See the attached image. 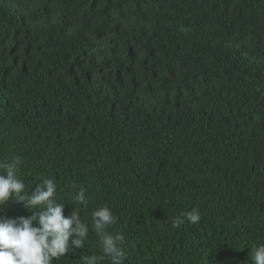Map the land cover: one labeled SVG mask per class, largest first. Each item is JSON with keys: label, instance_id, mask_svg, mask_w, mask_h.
Here are the masks:
<instances>
[{"label": "trees", "instance_id": "trees-1", "mask_svg": "<svg viewBox=\"0 0 264 264\" xmlns=\"http://www.w3.org/2000/svg\"><path fill=\"white\" fill-rule=\"evenodd\" d=\"M17 155L28 192L54 179L64 214L90 228L52 264L100 254L91 213L105 204L124 264H254L264 0H0V164ZM193 209L199 224L171 227Z\"/></svg>", "mask_w": 264, "mask_h": 264}, {"label": "clouds", "instance_id": "clouds-1", "mask_svg": "<svg viewBox=\"0 0 264 264\" xmlns=\"http://www.w3.org/2000/svg\"><path fill=\"white\" fill-rule=\"evenodd\" d=\"M24 161L17 155L0 164V211L10 203L23 202L32 214L27 217L0 216V264H52L61 257L83 249L89 238V225L74 208L64 214L65 204L57 202V184L52 178H43L29 193L25 182L18 177ZM77 205L89 206L86 191L80 188L74 195ZM187 220L196 225L201 214L193 209L173 219L176 229ZM118 223V217L106 204L91 213V229L99 240L100 254L82 256V264H124L128 258L126 237L122 231H109ZM35 225V226H34ZM254 264H264V244L255 248L251 256Z\"/></svg>", "mask_w": 264, "mask_h": 264}]
</instances>
